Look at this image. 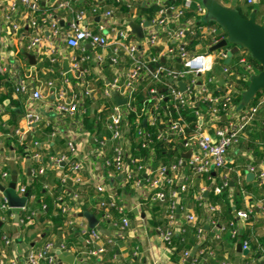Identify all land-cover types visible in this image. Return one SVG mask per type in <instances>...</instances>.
Instances as JSON below:
<instances>
[{"label":"crops","instance_id":"crops-1","mask_svg":"<svg viewBox=\"0 0 264 264\" xmlns=\"http://www.w3.org/2000/svg\"><path fill=\"white\" fill-rule=\"evenodd\" d=\"M10 1L1 0L2 10H0V39L5 45V50L0 55V98L9 95V99L4 98L0 102V107L3 109V112L0 114V127L4 125V128L8 129L11 133L17 128L21 129L23 126V114L27 109H31L40 115L42 122L35 127L32 133L24 134V155L16 153V145L13 143L8 148L6 145L4 146L2 142L3 138L9 139L11 134H3L0 131V160L3 162L6 170L10 173L12 171L16 172L18 182L20 181L27 185L30 183L31 185L32 178L29 170L38 166L31 159L33 152L32 142L39 141L46 147L41 152L45 170L44 174L40 177L41 179L37 181L36 190L39 191L35 194L32 192L34 198L28 200L26 204L27 209L36 212L35 219L30 224H21V219L24 216L21 218L20 214L24 212L18 209H14V213H17L19 216L17 222L14 221V218L10 221L1 222L0 216V226H2L7 239L10 241L9 245H5L0 241V264H25V254L28 249L40 247L43 243L49 241L64 245L69 244V248H67L66 253L62 254V256L73 257V264H186V261L187 263L191 262V264H249L244 263V257L249 253L247 252L246 255H243L238 252L237 245L240 244L241 249V243L247 240L250 243V247H252L259 238L264 237V214L255 211L251 222L244 224L235 218L236 211L234 214V222L237 234L235 237H232L230 234L231 229L227 227L230 221L223 219L220 215V205L218 203L211 204L207 200L208 194L213 193V187L216 185L215 179L209 181L205 175L199 177L192 175L187 165L190 154L187 159L184 158V155L188 151L185 152L182 144L178 158H181L183 163L179 172L188 178L186 189H193L195 204L194 202L191 204L189 200L183 210L178 205L176 206L179 208V214L177 215L175 213L172 234L177 235L181 233L183 227L191 230L193 228L196 230L195 237L197 240L194 248L186 249L181 255L179 254L175 256L176 258H172L173 253L171 247L166 246L160 237V233L167 228L165 216L168 205L164 211L159 208V215L155 216V221L160 223V225L153 227L149 224L153 217L150 209L156 205L162 207L160 203L164 202V200H153L155 194L162 191L157 190L158 188L151 189L148 187L145 173L135 170L137 163L151 170H155L161 165L154 164V154L151 151V147H148L149 156L144 162L133 158L131 153L132 139L125 132V120L121 124L124 134L120 145L125 156L126 164L134 171L133 178L127 181L124 173H116L112 168L105 167L103 164L104 159H111L114 144L108 140V134L105 130L108 111L104 109L105 100L102 99L100 94L104 87L111 81L114 74H122L127 70V61L122 55H119L118 62L113 64L110 61V49L101 52L86 43L83 47L87 54L91 56L95 53L102 54L103 62L82 63L80 62V58L84 55L82 50L69 49L59 42L54 45L55 48L51 47L52 44L50 43L46 27H39L43 41L37 47V50L42 55L31 54L34 58V64L31 65L27 59V55L30 54H27L25 50L32 35V29L29 27L28 18L24 16L23 8L19 6L17 11L13 13V17L21 27L20 32L15 35L10 32V27L5 23L3 17L4 10ZM167 1L171 0H138L136 2V18L125 14L123 9L117 11L109 19H103L98 16L94 17L90 13H87L81 22V26L96 29L98 25H102L108 29L110 27L120 28L126 22L129 23V26L130 24L138 25L139 21L145 20L144 16L139 14L138 4L149 6L155 2H161L164 5ZM194 1L201 4L203 2V0ZM218 2L225 7L235 10L238 9L242 13L250 14L251 12H255L256 22L264 25V0H251V4H248L247 0H218ZM86 3V0H77L74 7L75 9L82 8ZM57 17L61 18L60 14ZM59 21L61 31L64 32L68 25V19H65V21L59 19ZM209 27L211 26L204 28ZM150 30V28L146 27L143 29V32L148 33ZM204 31L206 35V30ZM130 33L131 39L136 41V37L131 32V29ZM52 48H54V51L58 55L55 64H50L47 61L48 51L52 50ZM201 48L199 46L196 51H199ZM73 61L78 62L79 65L80 70L77 72V75L80 74L79 80L72 73L63 75L66 73L63 70L64 63L66 62L69 67ZM105 64H108V67H105ZM220 70V67H216L214 72L221 80V76H219ZM28 76L30 77L27 78ZM64 78L69 79L70 85L75 93H78L80 89L82 90L84 82L88 83L92 88L93 96L83 99L86 110L84 116L76 115L69 117L53 111L52 106L56 99L55 93H58L59 89L64 87ZM19 80H25L31 87L42 84V99L38 102L31 103L26 96L14 95L12 93V85ZM46 82H52L54 88L51 90L46 89L44 86ZM220 84L223 85L222 81H220ZM223 88L225 89L224 85ZM16 109L19 110V113L15 112ZM12 110L17 114V117L14 119V124L11 122L10 117V111ZM261 112L264 113L263 111ZM87 117L95 121L94 126L91 128L85 127L84 118ZM221 120L224 121L225 118L222 117ZM259 121L260 118H257L250 126V130L248 129L250 134L245 133V136L240 140L239 144L228 150L224 168L220 171L211 172L213 175L217 174L219 180L222 178L228 179L230 173H234V180L242 196V210H245L250 205H254L257 200L264 197V193L260 194L258 192V188L260 187L264 190V186L259 183L255 176L251 181L245 179V175L249 174L247 166L250 164L256 166L257 171H264V154L257 157V152H253L254 147H258V153L264 147L260 136L256 134L257 129L263 125ZM144 125L145 122L143 123ZM205 125L206 127H210L208 121ZM206 129L207 131L210 130L208 128ZM53 132L56 133L55 137L53 139H46V135ZM91 135L98 142H103V146L101 147L98 142L96 143ZM68 142H72L75 146V156L69 154L67 150ZM177 144V142H174L175 146ZM61 157L66 158L64 163L57 162ZM75 158L81 163V171L79 174L81 181L79 184L74 183L70 177L66 176L68 174V162ZM178 158H175L170 165ZM64 167L66 168L65 170ZM241 168L243 169V174L240 170ZM170 174L172 177L173 174ZM204 177L209 181V184L204 182ZM64 179L65 182H63ZM222 183L223 181L217 186ZM248 183L250 187L244 190L245 185ZM99 185L105 190L103 194H98L95 191V187ZM229 186L232 188L233 183H230ZM57 187H60L59 190L61 188L63 189V195L61 194L59 196L63 197L68 213L63 216L64 222L61 226L54 228L50 220L51 218L49 215L46 216L44 211L48 210L47 205H50V203H52V207L57 208L55 197L52 198V193ZM71 190H77V194H72ZM68 192L69 197L67 198L64 195ZM231 195L232 191H230L228 199L229 204L232 205ZM198 197H201L202 201H199ZM1 199L2 196L0 193V201H2ZM97 200L114 201L118 206L122 207L124 215L129 221L128 227L121 231L118 228L112 227V222L106 224L104 222L107 219L105 215L106 211L99 207ZM176 202L177 204L179 203L178 199ZM208 204L216 207L214 213L209 214L207 212ZM82 206L94 215L103 229L109 232L108 236L99 232L102 235V241L96 244V247L103 246L104 248V252L100 255H88L87 250L82 245L80 232L84 228L87 229L84 219L78 217ZM189 214H193L196 217L195 225L186 222L185 218ZM110 217L112 218V216ZM70 221L72 222L71 225H69ZM116 221H119V215ZM212 221L215 222V225L211 224ZM222 226H225L227 230L219 232L218 230ZM197 227L201 228V235L197 234ZM246 229L249 231L243 238L242 235ZM53 230L56 231L53 232ZM187 240H189V236ZM184 253L188 254L185 258L183 257ZM261 256L252 259L250 264H264V261L260 259ZM58 264L67 263L59 261Z\"/></svg>","mask_w":264,"mask_h":264},{"label":"built area","instance_id":"built-area-1","mask_svg":"<svg viewBox=\"0 0 264 264\" xmlns=\"http://www.w3.org/2000/svg\"><path fill=\"white\" fill-rule=\"evenodd\" d=\"M82 1V0H80ZM87 3L82 8L75 9L74 4L77 0H11L4 10V21L10 27V32L15 35L20 32V25L13 17V13L17 11V8L21 6L24 11V16L28 18V24L32 29V35L29 39V43L26 46L25 52L27 54H40L37 47L42 43L43 39L39 32V27H46L51 47H54L58 42L66 46L69 49H80L84 55L80 58V62L89 63L103 62V55L95 53L94 55L87 54L84 44L88 43L90 47L100 50L101 52L106 49H110L111 58L110 61L113 64L118 62V56L122 55L127 61L128 68L122 73L114 74L111 81L104 87L100 96L105 100L104 109L107 110L108 116L105 123V130L108 134V140L114 144L112 149L111 159H104L103 164L105 167L112 168L116 173H124L127 181L133 178V170L125 162V156L123 154L120 143L122 142L124 131L121 128L122 122L125 120L128 110H130V102L132 101V94L135 91L138 83L143 80H150L154 83H160L166 89L168 96L159 95L156 97V102L159 103L162 99H169L171 107L175 111L179 109L189 108L195 109L198 103L204 104L207 107V116L205 120L204 115L195 111L197 116V125L194 132L189 135L188 138H184L183 147L185 152H190L187 165L192 175L196 176H209L213 171H220L225 166V158L228 150L237 145L240 140L245 136V133L255 121L259 112H264V94L256 98L254 104L247 106L245 109H236L231 104V92L234 87L233 81H231L232 74L226 66L220 67L219 76H221L222 84L225 87V93L223 96L213 94V90L208 88V85L215 79L214 71L217 67V61L220 59L226 60L229 56V51L232 46H226L214 52H207L204 55H197L196 52H187L184 49L185 41L184 35L189 31L190 34L194 33V22H188L181 24L179 19L182 16V10L189 8L192 4L195 5L196 16L199 19L205 17V10L201 3H197L194 0H181L180 5H175L170 2L161 4V2H155V5L159 6L157 12L149 18V20H141L138 26L143 27V23H147V28L151 30L148 33L143 32V38L136 41L131 39L129 23H125L120 28L110 27L106 29L102 25H98L96 29H91L86 26H81V22L85 18L87 13L92 16L101 17L103 19L112 18L113 15L123 8L125 14L130 17L136 18L137 7L136 2L138 0H86ZM218 1V0H217ZM248 4H251V0H247ZM152 5V4H151ZM0 10L1 0H0ZM60 14V17H57ZM68 19V25L65 31H61L60 21ZM201 38L205 39L210 36V41L204 48H209L221 40L225 39V35L220 31L217 25H213L209 28H198ZM206 30V35L205 31ZM217 31H220L217 34ZM55 48V47H54ZM49 50L47 61L50 64H55L57 60V52ZM198 48V47H197ZM196 48V49H197ZM203 48V47H202ZM5 45L0 39V55L4 52ZM152 50H155L153 52ZM231 56L228 62L231 60ZM238 64L244 71V79L249 80L253 75L251 65L245 60L240 58ZM148 67H151L150 71ZM78 62H71L68 67V73L74 74V77L79 80L80 74ZM28 76L27 78H29ZM26 78V76H25ZM237 78V77H234ZM201 80V81H200ZM178 83H183L184 90H180ZM78 85V84H77ZM45 88L48 90L53 89L52 82H46ZM63 88H60L58 93H55V101L53 102L52 109L54 112L60 115L74 117L76 115H85V106L83 103L84 98H91L93 96V90L88 83L84 82L82 90L75 93L70 85L69 79H63ZM42 84L31 87L25 80H19L12 85V93L14 95H23L31 102H38L42 99ZM151 93H157L152 89ZM113 96H118L120 99L125 100V104L118 106L113 100ZM110 105L107 106V103ZM3 112L0 107V114ZM149 123L152 125L153 116L148 112ZM224 117L225 123L220 124V119ZM208 121L209 126L206 127ZM42 122V117L35 111L27 109L23 114V126L13 131L12 136L17 139L20 145L24 144V134L32 133L37 125ZM144 123V122H143ZM166 130L160 132L156 139L167 140L170 136L183 134L187 127V123L182 116L178 115L174 120H168L166 124ZM210 129L207 131V129ZM23 129V131H21ZM137 137L141 141V148L145 149L151 143V137L148 133H145L142 129H137ZM56 133H49L46 135V139H53ZM92 137V135H91ZM97 143L98 141L92 137ZM100 146H103V142H98ZM33 152L31 159L38 166L29 170V174L32 179L40 178L44 174V164L42 150L46 147L39 141L32 142ZM1 148V144H0ZM67 150L69 154L75 156V146L72 142L67 143ZM69 160L67 177L76 183H80V171L81 163L76 160ZM65 157H61L57 162L64 163ZM182 159L178 158L173 164L168 167L159 166L155 170L138 164L135 166L136 171H143L146 176V184L151 189H157L161 184L166 186L177 185L179 191L183 192L186 189L188 178L182 175L179 171L182 165ZM247 171L253 174L259 183L264 186V171H257L256 166L250 164L247 166ZM173 174L171 177H167V173ZM11 173L5 169L3 162L0 160V184L7 186L9 183ZM209 181L212 179L208 177ZM65 182V179L63 180ZM138 182V181H137ZM4 183V185H3ZM227 186V181L219 186L213 187V193L218 195L222 189ZM30 183L23 184L16 180L15 192L17 196L22 197L26 194V203L24 207L19 208V211L25 213L21 224H30L36 217L34 210H29L26 207L27 201L32 200L34 195L30 191ZM95 191L98 194H103L104 189L102 186H96ZM172 202L167 208L166 223L167 228L160 233L161 240L166 246L171 245L172 227L175 222V209L177 206V192H170L169 194ZM165 199L163 192H157L153 198L154 201H162ZM0 201V216L1 222H6L14 218V209L10 208L6 201L2 198ZM199 201H202L201 197H198ZM55 204L59 209L60 215L64 216L68 213L67 206L63 197L58 196L55 198ZM99 207L106 211L107 219H110V209L116 211L119 215V221L112 222V227L118 228L121 231L125 230L129 221L125 217L123 208L118 206L114 201L101 200L98 203ZM17 210V211H18ZM216 211V207L210 204L207 205V212L212 214ZM255 211L264 214V197L257 200L254 205H250L245 210L237 211L235 218L245 223H250ZM186 222L195 225L196 217L193 214L186 216ZM72 222H69L71 225ZM215 225V222H211ZM228 229H231L230 234L235 237L237 230L235 228V222L230 221L227 224ZM226 227L219 228V232L226 231ZM197 234L201 235L202 230L197 227ZM82 245L87 250L88 255L97 256L104 252L103 246L96 247V244L102 241V235L96 231L83 229L80 232ZM2 242L5 245H9L10 241L7 237L2 238ZM241 250H245L249 253L250 243L244 240L241 243ZM67 248L64 244L56 242H45L40 247L30 248L25 254V264H58L59 254L66 253ZM188 254L184 253L183 257H187ZM264 261V253L260 258ZM14 264V263H12Z\"/></svg>","mask_w":264,"mask_h":264},{"label":"trees","instance_id":"trees-1","mask_svg":"<svg viewBox=\"0 0 264 264\" xmlns=\"http://www.w3.org/2000/svg\"><path fill=\"white\" fill-rule=\"evenodd\" d=\"M170 3H173L175 5H180L182 3L181 0H171L168 1ZM139 14L143 15L145 20H149L150 17H152L157 10L159 9L158 5L152 4L149 6L145 5H139ZM123 9V8H122ZM196 7L194 4H192L189 8L183 9L182 10V16L180 17L179 21L181 24H186L189 21L194 22V33L190 34L189 31L184 35V41H185V46L184 49L187 52H196V48L201 46L204 47L207 45L210 41V36H207L205 39L201 38L200 33L198 28L199 27H208V26H213L216 25L215 23L209 21L206 22L204 18L199 19L196 16L195 13ZM240 13V15L244 18H247L249 16V13H242L238 9L236 10ZM155 52V50H152ZM245 58V60L251 65L252 68V73L251 74H258L261 71V67L257 62H255L250 55L244 50L240 49L238 52L232 54L231 60L227 63H225L226 60L220 59L217 61V67H222L226 66L229 70L230 73L232 74L231 81L234 83L233 90L231 92V104L235 108H240V109H245L246 107L241 106V95L243 91L246 89L248 85V80L244 79V71L242 70L241 66L238 64V61L240 58ZM105 67H108V64H105ZM215 79L211 84L208 85V88L213 90V94L218 95V96H223L225 93V89L223 88V85L220 84V79L215 75ZM237 77V78H234ZM1 78V77H0ZM1 80V79H0ZM201 81V80H200ZM154 89L157 91V93H151V90ZM8 94H10L8 92ZM264 94V90L260 91L256 97L251 101V103L248 105L254 104L256 98ZM159 95L168 96L166 89L162 86L160 83H154L151 82L150 80L146 79L143 81H140L135 88L134 93L132 94V101L130 102V110H128L127 115L125 117V132H127L128 136L132 139V144H131V153L133 158L139 159L140 162H144L147 157L149 156L148 153V147H151V151L153 152V162L154 164H160L161 166L168 167L170 163L175 159L178 158L180 155V149H181V144H183L184 138H188L189 135H191L195 127L197 125V116L195 115V111H197L199 114L204 115L205 120L208 118L207 116V107L204 104L198 103L195 109H189V108H184V109H179V111H175L171 107V104L169 102V99H162L159 103L156 102V97ZM9 99V95L3 96L0 98V102L3 99ZM110 103H107V106H109ZM107 112V111H106ZM152 114L153 116V123L150 125L148 121V114ZM105 113V112H104ZM103 113V114H104ZM109 112H107L108 115ZM106 115V113H105ZM104 115V116H105ZM180 115L184 119V121L187 123V129L183 134H177L170 136L169 139L165 140H158L156 139V136L160 133L166 130V124L168 123V120H174L176 117ZM10 117H11V122L14 124V119L17 117V114L12 110L10 111ZM257 118H260L259 123H263V125L260 126L259 129H257V133L260 136L261 141L263 142L264 145V113L259 112L256 116L255 121ZM221 120V119H220ZM254 121V122H255ZM143 122H145V125L143 126ZM95 121H92L90 119L84 118V124L86 128H91L94 126ZM225 123L224 121H220V124ZM100 125V122H99ZM250 127H248L249 129ZM137 129H142L145 133H148L151 137V143L146 147L145 149L141 148V142L139 141V138L137 137L136 131ZM246 131V134H250V131ZM250 130V129H249ZM0 131L3 132V134H11L9 139L3 138L2 142L3 145L8 148L12 143L16 145L15 151L19 155H24V147L23 145H20L17 142V139L12 136L13 132H9L8 129L4 128V125L0 127ZM173 141V143H172ZM174 142H177L178 144L175 146ZM239 144V143H238ZM264 148V147H263ZM262 148V151L258 153V147L253 148V152L256 153L257 157H260L261 155L264 154V149ZM66 167V166H65ZM64 167V170L66 169ZM242 174H243V169H240ZM170 172L167 173V177H170ZM218 175L215 174H209L211 179H215L216 185L220 184L222 181H227V186L222 189L221 193L216 196L213 193H209L207 196V200L211 204L218 203L221 207L220 210V215L222 216L223 219H226L228 221H235L234 219V214L238 210L243 209V204H242V196L240 189L238 185L236 184V181L234 180V173H230V176L228 179H218ZM206 177H204V182L209 184V181L206 180ZM38 179L41 178H34L32 179L30 191L33 192L34 194L38 192L39 190H36L37 184H38ZM43 180V179H42ZM40 182V180H39ZM230 183H233L232 188L229 186ZM66 185V183H65ZM248 187H250V184L245 185L246 190ZM60 187H57L54 189L52 193V198H56L59 195H63V189ZM35 189V190H34ZM157 190H161L164 193L165 199L163 203H160V206L156 205L150 209V212L152 213V218L149 224H151L153 227H156L160 225V223H157L155 221V216L159 215V208H161L162 211H164L165 207L170 205L172 202V199H170L169 194L170 192H177V199H178V207L183 210L185 205H187V202L190 200L191 204H195V201L193 199V189H185L183 192L179 191V187L177 185H171V186H163L161 184ZM232 191V201L233 204H229V193ZM72 194H77V190H71ZM258 192L260 194L264 193V190L261 189L260 187L258 188ZM65 197H69V192L64 195ZM263 198V197H262ZM100 202L99 200H97ZM190 204V205H191ZM34 205V204H33ZM167 206V207H168ZM34 207V206H33ZM48 210L44 211L45 215L51 218V223L54 225V228L57 226H61V224L64 222V218L62 215H60L59 210L54 207H52V203L50 205H47ZM110 215L112 216L111 219H105V223L108 224L110 222H114L117 220V213L115 210L110 209ZM163 213V212H162ZM24 216V213L20 214V217L22 218ZM104 218V217H103ZM184 228L182 229L181 233L179 234H173L171 236V249H172V258H176L175 256H178L179 254L181 255L186 249L189 248H194L196 246V237H195V232L196 230L192 228ZM163 230V229H162ZM56 230H53L55 232ZM248 231H244L242 237L244 238L247 234ZM6 236V233H4L2 226H0V241H2V238ZM189 236V240H187ZM7 237V236H6ZM66 248H69V244H65ZM264 253V237H261L258 239L256 244H254L252 247H250V252L247 256L244 257V263H251L252 259H256ZM186 261V260H185ZM186 264H191V262ZM260 264V263H256Z\"/></svg>","mask_w":264,"mask_h":264},{"label":"water","instance_id":"water-1","mask_svg":"<svg viewBox=\"0 0 264 264\" xmlns=\"http://www.w3.org/2000/svg\"><path fill=\"white\" fill-rule=\"evenodd\" d=\"M203 8L205 10L204 20L206 22L215 23L220 31L225 35V39L221 40L217 44L209 48H201L196 52L197 55H204L207 52H214L221 48L231 45L232 48L229 51V56L227 57L225 63L228 62L230 55L238 52L240 49H244L250 57L259 64L261 71L258 74L251 75L248 80V85L241 95V106L247 107L251 101L256 97V95L264 90V25L258 24L256 22L255 12H251L247 18L240 15L238 11L233 8L225 7L221 5L217 0H203ZM143 27H147V23H143ZM131 32L135 35L137 40L143 38L142 27L136 24H130ZM217 31V34L220 32ZM27 59L31 65L34 64V58L31 55H27ZM151 71L152 68L148 67ZM63 70L68 71V64L65 62L63 65ZM180 90H184L183 83H178ZM113 100L116 105L122 106L125 104V100L120 99L118 96H113ZM15 112L19 113L16 109ZM189 152L184 155L187 159ZM123 176V175H122ZM254 178L253 174H246L245 179L251 181ZM17 175L15 171L11 172L9 183L7 186L0 185V193L2 198L6 201L7 205L13 209H19L24 207L26 203V194L22 197L17 196L15 192ZM176 214H179V208L175 209ZM79 218L84 219L88 230L95 229L101 234L108 236L109 232L103 229L97 219L89 213L84 206L81 207V212L78 214ZM19 216L16 213L14 216V221L17 222ZM237 251L243 255L247 254V251L240 249V244L237 245ZM58 259L61 262L67 264H73L74 258L71 256H62L57 253Z\"/></svg>","mask_w":264,"mask_h":264}]
</instances>
